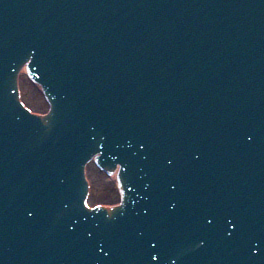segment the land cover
Wrapping results in <instances>:
<instances>
[{"label":"water","instance_id":"1","mask_svg":"<svg viewBox=\"0 0 264 264\" xmlns=\"http://www.w3.org/2000/svg\"><path fill=\"white\" fill-rule=\"evenodd\" d=\"M5 2H8L7 0H4ZM127 2L128 9H132L135 12H139L141 17H145V14L143 13V7L144 4H146L147 0H124ZM141 1V2H140ZM117 2V0H111V3ZM79 6L82 8V12L84 14L82 17L84 18V21L89 20L90 22L93 21V19H96L95 15L97 14V9L100 7V5L96 6L95 3L92 4L91 0H79ZM59 2L58 0H47L46 1V7H50L54 11H60L59 10ZM219 4L222 5L221 8H230L234 9L233 13H235L237 16L240 17L239 25L240 30L238 34V37L236 38V44L234 41H229L226 46H222L223 49H218L220 52V56L216 54L217 62L223 60H228L230 57V61L232 59V56H235L238 58L237 60V68L238 71L233 74L234 80H232L233 85L241 84L242 81L246 82L250 88H256L257 87V101L254 102V104L257 106L258 111L261 112L263 110L264 105V39L257 36V31H260L262 27L264 28V0H229V2L225 0H220ZM63 6V3H62ZM124 7L117 10V13L119 14V17L115 19V21L110 22V27L112 24H114L116 27H121L122 23H125V16H124ZM90 11L91 13H89ZM80 14L81 9L79 10ZM100 14V13H99ZM111 15V14H110ZM60 16V14H58ZM237 20V18H236ZM145 26L144 19L142 21ZM141 24V23H139ZM124 34L128 36L129 30L132 26L126 25ZM155 30L152 28L147 27L144 31L145 34L152 35ZM223 32H226V35H224V38L229 40L230 38L235 37L233 34L235 33L234 30H232V27L229 26L227 28H224ZM79 33V32H78ZM198 37V44L203 47H207L208 45L206 43L207 38H209V35L204 34V38L201 37L203 34L201 31L197 32ZM80 37L84 38V40L87 42V45H84L86 43L80 42V44L83 46V48L88 52V56L79 55V56H71L65 58H60L58 61V64L60 65V68H58V79H62V74H67L69 76H66L63 83L66 86V96L70 97V101L74 103L69 105V100L67 98L63 99L62 108L67 109L69 113L65 112L64 114L59 115L60 112L57 109V114L53 113V118L59 121H62V119H71L72 122L68 125V128H72L70 131L72 132L73 129H79L82 130V132H90L91 129H94V132L97 131V128L100 130V135L98 132H95V134L98 136L97 139L103 138V140H99V144L97 145L94 141L95 139H89L88 146L86 147L84 143L83 151H86L87 154L92 155V146L97 148L96 149V155H99V152H101V155L107 154L106 156L101 159L102 164H105L107 162V165L109 168L116 169V167H119L118 165L121 164L120 153L113 154V151H107V144L109 143L107 140H114L113 138L116 137H122L120 135L121 132L125 130H131L130 134L133 133L137 127H139V124L144 122L145 125L148 126L147 129H149L148 133H143L142 135H138L139 140H135L134 145L135 147L132 149L133 152L136 154V156L131 157L132 150H127L124 152V155L128 157L127 159H123L127 161L126 164V170L128 171L127 176L130 177L129 180L132 181L133 179H136L138 182L136 183L135 180L134 186L132 185V188L138 189V193L141 190H145V197L140 194L139 201L142 202V206H140V212L144 218H146V221L144 222H135V220H139L138 213L136 210V207L134 204H131L129 207H131V213L127 215L129 218V222L126 223V226H130V221L137 224H141V227H143L142 234L144 238V243L149 245L151 249L158 250L161 248H165V254H164V263L163 264H175L176 262L184 263V264H190V262L186 263V259H190L191 262L195 261V259H200L201 262L206 264H259L260 262H254L252 259V256L254 253H251L252 246L247 243H252L253 238H257V232L253 231H245V238L243 240L237 238V232L238 229H230L232 236H230L229 230L225 228L226 224L225 222H217L218 216L216 218H213L212 222H215L212 229H210L211 235L208 236L206 233L208 220H206V212L207 209L203 206L201 201H198V203L195 204V207L191 210H188V205L190 202L185 201L186 198L185 193H181L179 191H176L179 186L184 184L186 181L190 180L191 183H194L195 181L198 182L196 184L197 186L203 185L204 189H209L206 187L204 183H200L198 178L200 177V173L204 172L202 169H197L196 172H191L188 169L184 168V161L187 160V158H184V153L188 152V149H191L194 145H198L196 142H200L203 145L207 146V150L210 152H213L215 149H217L219 141L222 142L225 140H233L234 137L231 135L233 133H230V127L224 122L219 119H223L221 113L214 112L213 108L211 106H208L202 98L198 97L197 94L199 91L202 90V87L210 86V91L214 89L216 94H219L221 92V88L218 86L223 85V83H220L218 81L209 82L204 77L206 76V70L205 67L202 66V62L199 66L200 69V75L202 77L201 86L196 84V91L193 96V100H188V104H194L192 115H196V117H201L204 122L205 130L200 129L198 132V135L200 137V140H198L197 131H196V125L192 118H186L184 114V110L180 109V107H176L174 105L173 112H171L168 115V118L164 119V124L168 126V123H170L171 128H173L174 136L177 137L178 142H174V144H171L172 150L174 151V157H170L171 160H173V166L172 169H169L166 165V169H156V166H160V155L159 150L163 147V134L159 133V128H162V126L159 124L162 120H158L162 116L160 115L159 104L158 102L155 103V106L147 104V101L150 103L151 101H156L160 99L162 96L171 95L177 93L180 94V97L183 96V93H186L188 90L184 87V83H181L179 79V75H165L162 73H155V66L163 67L164 59L168 57L165 53L162 51L160 52L155 60L152 61H145L148 57L144 52L146 51L147 46L145 44H141L139 47H134V53L138 56H140L145 62L142 63V66L144 64V69L147 71V75L143 71V69H140V72L136 71L135 63H132V56L133 52H126L125 49H120L119 51H124L122 56H117L113 59L107 60V58H103L102 52L100 50V46L93 45L91 43H94L92 41H95L96 39L88 38L87 36H84L80 33ZM109 35V34H108ZM149 35H140L139 38L140 42L146 41L145 39H148ZM155 35V34H154ZM158 35V34H156ZM223 35V34H222ZM264 35V34H263ZM30 36V35H29ZM203 36V35H202ZM5 41L1 42L0 45V52L5 53L6 55L9 54L10 42L12 38H14L13 35H7L4 36ZM35 38V36H34ZM39 37L36 39L38 40ZM42 38H47L46 36H43ZM171 39V38H170ZM210 39V38H209ZM113 42H115L116 37L111 38ZM91 41V42H90ZM34 50L38 49V42L37 41H30ZM175 45V50L172 53V58L174 57L176 63L181 66L183 61V50L179 47L180 45L176 42H173ZM5 45V46H4ZM243 45V46H242ZM249 46H254L249 47ZM9 47V48H8ZM196 47H199L198 45ZM125 48V47H121ZM209 51L212 52V50L215 48L214 46L209 47ZM139 49V50H138ZM22 50H25L26 54L27 51H30V54H33L31 51V47H27V45H23ZM138 50V51H137ZM215 50V49H214ZM44 53L45 56H41L38 59H35L40 68L37 67L35 64H30L31 67L35 65L36 69H39V71L44 74L48 73L50 74L51 71L47 68L50 67V62L54 60L51 53L48 51V48L43 49L41 51L40 49L37 50V52ZM100 51V52H99ZM149 52L152 51H158V48H148ZM138 52H142L138 53ZM155 52V53H156ZM35 53V52H34ZM238 54H242L239 55ZM103 58V59H101ZM102 61L103 63L97 62V60ZM201 61V60H200ZM17 67L14 68V71L20 67V65H25L22 63V61H19V63H16ZM99 65L101 67H99ZM26 67V66H25ZM44 67V68H43ZM101 68V71L104 73L105 71L109 72L112 77H110V81H108L105 77H103V73L98 71L97 69ZM75 70V72H71ZM149 70H154L155 72H151ZM177 71H181L180 69H175ZM13 71V70H12ZM37 71V70H36ZM71 72V73H69ZM78 72V73H76ZM89 73L90 82L93 83V86L88 84L86 88L89 90L91 89V95L92 97H97L96 94L107 96L108 92H111L112 96H116L117 99H123L124 104L126 107L130 109L131 113L132 111L136 113L138 116H142L139 120V122L135 121L136 124H134L132 119L130 121L129 128L126 129L124 127L123 129L117 127L118 121L114 120V117L105 114L103 108V105H100V103L95 102L94 100H91L89 96L87 95L86 98L83 100V103L81 104V98L85 97L84 91L81 89V85H79V81H81V78H84V74ZM144 72V73H143ZM78 74L80 77H71V74ZM242 75L243 77H240ZM246 75V76H245ZM108 76V75H106ZM239 76V80H237V77ZM144 80V81H143ZM237 80V81H236ZM248 82H247V81ZM164 81V82H163ZM38 83L41 82V80L37 81ZM109 82H113V85H108ZM163 82V83H162ZM175 82H178L179 84H175ZM108 85V86H107ZM74 86V87H73ZM156 86V87H155ZM239 85H237L238 87ZM92 87V88H91ZM185 88V89H184ZM194 87H189L187 89H192ZM212 88V89H211ZM233 88V87H232ZM115 89V90H113ZM233 89H236L235 87ZM118 90V91H116ZM209 91V93H210ZM124 92V93H123ZM235 92V91H234ZM127 93L129 98L128 100H125L123 94ZM143 93L142 97H138L139 94ZM238 94L241 98L246 100V97L248 94L246 92L239 91ZM158 96V98L156 97ZM125 98V99H124ZM150 98V99H148ZM211 99L213 102V107H219L220 109H223L222 107L225 105L222 99L218 102L216 100L215 96H211ZM250 103V101L246 102ZM199 105V109H195L196 105ZM64 105V106H63ZM249 105V104H247ZM75 110V112H73ZM15 115L14 113H9V111H6L4 113L5 118L8 120H11L10 126L6 127V133H8L7 138H5V146L8 147L10 150L13 151V154L15 157H22L24 153L21 150L16 151V144L15 141L16 135L19 132V128H17V123L15 122ZM135 115V114H134ZM1 116V115H0ZM161 116V117H160ZM174 117L176 119H174ZM216 120H214V118ZM143 119V121L141 120ZM134 124V126H133ZM159 124V125H158ZM122 125V124H120ZM224 125V126H222ZM60 128L65 127L64 124H60ZM120 130V131H119ZM41 134V131H40ZM51 134V132H50ZM134 134V133H133ZM244 134V133H243ZM85 136V135H83ZM262 136V135H260ZM86 137V136H85ZM84 137V139H85ZM113 137V138H112ZM137 137V136H132ZM43 138V137H42ZM128 138L131 139V136L129 135ZM243 139L239 138L240 143H236L234 150L237 152L238 157L242 159L243 162H245L247 165L249 161H253V158H255V150L252 149L250 146L249 138L247 135L244 134L242 137ZM264 139V138H263ZM32 140V138H31ZM87 140V139H86ZM237 141V139L235 140ZM73 142V140H71ZM151 142L154 143V146H151ZM225 142V141H224ZM26 145H28V141H24ZM115 142H111V145H114ZM33 146V145H32ZM32 146L29 144V149L27 148V152L32 150ZM34 147V146H33ZM193 149V148H192ZM24 150V149H23ZM34 150V149H33ZM194 150V149H193ZM197 152H199L198 149H196ZM33 152V151H31ZM30 152V153H31ZM108 152V153H107ZM81 153V152H80ZM140 154L141 156H139ZM29 155V153H28ZM261 157V155H259ZM24 157V156H23ZM147 157V159L145 158ZM131 159V160H130ZM261 159V158H260ZM259 159V160H260ZM149 160V161H148ZM46 161H49L47 158ZM261 161L264 163V159ZM131 162L137 166V167H144L145 172L137 171L136 167L132 166ZM48 165H50V162H47ZM151 163V164H149ZM255 163L254 168L257 167V161H253ZM47 165V166H48ZM55 169L57 167L54 166ZM176 168V169H175ZM49 169V168H47ZM45 170L44 173V179L49 180L52 176L50 174L49 170ZM134 169V170H133ZM116 173V171H114ZM144 173V174H140ZM142 175V176H139ZM133 177V179L131 178ZM42 178V177H41ZM144 178V183L140 184L139 179ZM38 179V178H37ZM195 180V181H194ZM58 181V179L55 180V182ZM50 188H54L55 184V190L58 191L61 186H59L58 183H48ZM139 185L141 187H139ZM153 187V189L148 188L151 190V195H147V191L144 187ZM199 188V187H198ZM169 189L175 190V192L180 195V201H177L173 203L174 196L172 192ZM210 193H214V199H216V191L214 189H210ZM199 193H202L200 191ZM223 198L222 201H225L226 196L222 195ZM185 204V205H184ZM134 208V209H133ZM138 209V207H137ZM76 210L79 212V207L77 206ZM228 214V213H227ZM230 214V213H229ZM208 215V214H207ZM238 216V217H237ZM119 217V216H118ZM225 217H227L225 215ZM245 219L244 212H242L239 215H235L233 217V220H237L240 223L243 224ZM94 220V221H92ZM97 218L91 219L87 221L86 223L88 226L93 227L91 230H95L96 232H101L99 230ZM229 221L227 224L229 225L231 220L227 219L226 222ZM100 223H103L102 226L107 225L109 222L107 221H101ZM71 224L73 225V222L71 221ZM71 225V226H72ZM248 225V223H247ZM225 226V227H224ZM211 227V226H210ZM131 230V229H130ZM105 232H111L109 228L104 230ZM228 232V233H227ZM146 234V235H145ZM63 236V235H61ZM116 238V236H115ZM258 238H262V235L258 236ZM141 239V233L139 235H135V240L133 243H131V247H134V245L139 242ZM192 243L193 246L196 247V252L193 248L184 249V244ZM85 248L81 252L83 254V264H87L90 259H92L91 253L97 251L98 249L90 248L89 243L90 239L85 240ZM152 244H155L156 247L152 248ZM125 246V245H123ZM116 247V246H114ZM115 249V248H114ZM225 249H228V252L223 255H221L223 252H225ZM105 248H103V251L100 250V254L103 255ZM198 250V252H197ZM111 251H114L111 249ZM186 251L188 253L186 254ZM77 251L76 253H78ZM148 250L145 251V254H147ZM231 252V253H230ZM149 253V252H148ZM230 253V259H233V255L235 253L238 254V257L241 256V259H239L238 263L235 261H228L226 263L223 258L225 256H228ZM185 256L187 258L185 259ZM192 257V258H191ZM200 257V258H199ZM263 258V257H261ZM170 259V260H169ZM177 259L178 261H176ZM236 259V258H234ZM220 260V261H219ZM258 261V260H257Z\"/></svg>","mask_w":264,"mask_h":264},{"label":"rangeland","instance_id":"2","mask_svg":"<svg viewBox=\"0 0 264 264\" xmlns=\"http://www.w3.org/2000/svg\"><path fill=\"white\" fill-rule=\"evenodd\" d=\"M23 85L25 86V94L27 100L34 106V108L39 110H46L45 103L43 102V98L37 92H35L31 86L28 85L27 82L23 81ZM91 176L94 181H100V185L95 187V200H106V201H114L117 199V193L112 189V184L104 179H99V175L91 168Z\"/></svg>","mask_w":264,"mask_h":264},{"label":"bare ground","instance_id":"3","mask_svg":"<svg viewBox=\"0 0 264 264\" xmlns=\"http://www.w3.org/2000/svg\"><path fill=\"white\" fill-rule=\"evenodd\" d=\"M15 73V77H16V79H15V81H17L16 82V84L17 85H21V77L20 76H22L23 75V77H22V79H23V81H25V77L27 76L28 77V83H30L32 80H34L30 75H28V72H26V67H25V65H20V67H19V69H17L16 71H14ZM21 73V74H20ZM26 77V78H27ZM33 82V81H32ZM98 173H100V175H99V179L101 180V179H104V174L103 173H101V171H98ZM111 178H113V179H116V175H115V173H114V176L112 177L111 176ZM108 178H106L105 180H107ZM99 185H100V181H95L94 182V186L95 187H97V190H99L98 189V187H99Z\"/></svg>","mask_w":264,"mask_h":264},{"label":"snow or ice","instance_id":"4","mask_svg":"<svg viewBox=\"0 0 264 264\" xmlns=\"http://www.w3.org/2000/svg\"><path fill=\"white\" fill-rule=\"evenodd\" d=\"M249 139H251V137H249ZM145 158L147 159V157H145ZM167 163L172 164V160L168 159ZM129 191H131V189H129ZM84 207H89L87 201L84 202ZM97 207H99V205H97ZM209 223H211V221H209ZM234 227H236L238 229L237 238L243 240L245 238L244 225L242 223L238 222L236 225H234ZM229 235L231 236L232 233H229ZM151 246H152V248L156 247L155 244H152ZM101 250L103 251V248Z\"/></svg>","mask_w":264,"mask_h":264}]
</instances>
